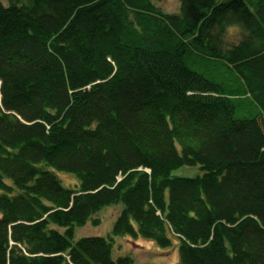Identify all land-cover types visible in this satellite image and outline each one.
I'll return each mask as SVG.
<instances>
[{"label": "trees", "instance_id": "obj_1", "mask_svg": "<svg viewBox=\"0 0 264 264\" xmlns=\"http://www.w3.org/2000/svg\"><path fill=\"white\" fill-rule=\"evenodd\" d=\"M118 236L264 264V0H0V264H134Z\"/></svg>", "mask_w": 264, "mask_h": 264}, {"label": "rangeland", "instance_id": "obj_2", "mask_svg": "<svg viewBox=\"0 0 264 264\" xmlns=\"http://www.w3.org/2000/svg\"><path fill=\"white\" fill-rule=\"evenodd\" d=\"M9 4L10 0H3ZM157 3L166 11L178 12L181 8V0H157ZM242 37L241 28L231 27L227 33V40L230 43H237ZM200 172L197 165H185L175 170L181 175H196ZM63 182L68 186H74L77 182L75 176L67 172H59ZM124 207L123 203L107 205L101 209L96 217L100 218V223L94 224L92 221L84 226L77 227L76 239L86 235H105L108 236L113 230L115 220ZM114 255L132 254L135 258L134 264H178L180 260L178 243L168 248L160 247L154 240L148 238L118 236L114 239Z\"/></svg>", "mask_w": 264, "mask_h": 264}]
</instances>
